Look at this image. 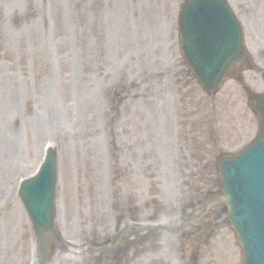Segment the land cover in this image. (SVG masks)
Masks as SVG:
<instances>
[{
    "label": "rangeland",
    "instance_id": "rangeland-1",
    "mask_svg": "<svg viewBox=\"0 0 264 264\" xmlns=\"http://www.w3.org/2000/svg\"><path fill=\"white\" fill-rule=\"evenodd\" d=\"M228 1L241 11L247 26L246 39L250 49L259 47L264 43V0H258L257 3H254V0ZM163 2L167 4L163 6ZM177 2L179 0H60L57 11L67 12L61 22L63 29L56 38L55 46L51 47L54 56H48L50 51L47 48L27 46L26 40L23 39V32L31 27L32 21L40 29L45 24L42 0H39L40 16L31 13L21 18L20 12L24 11H17L18 17L12 18V11H0L3 12V17L8 19V23L3 24L0 29L6 46L4 54L0 46V209L3 210L0 219L6 218V224L9 221L8 216L12 213L14 216L18 208L20 209L13 194L16 181L23 173L30 174L34 171L35 159L32 160V151L35 153L42 143L39 140L34 141V134L29 131V127L34 129L31 120L35 114H39V107L41 108L39 97L36 108L33 104L36 83L42 91L55 80L58 84L56 90L60 88L61 93L59 97L49 100L50 111L56 117L59 127L66 131L73 129V125H79L80 129L76 134H71L65 141H59V152L63 157L66 188L70 183V200L73 203L74 198V204L86 219L89 230H92L90 227L96 228L97 231L104 229L105 220L101 223L96 219L99 214L106 216V208L104 202L98 204V201L107 198V209L114 213L127 209L125 206L120 208L122 203L116 200L110 176L107 182L100 184L102 175L94 174L90 178L86 171L90 168L97 171L98 163L107 154V150L114 157L111 143L115 142L116 137L109 143L110 131L119 125L120 129L127 126L126 120L130 115L133 119L137 159L132 188L137 206L132 204V207H135L131 211L133 214H158L160 211L157 209L160 206L165 207L166 201L170 200L168 204L176 215L184 216L182 214H185L195 201L200 200L195 193V185L197 182H204V186H209L211 181L203 177L205 173H214V170L213 166L205 171L197 170L196 173L187 174L186 170H183L182 158L186 157L187 161L192 162V157L187 153L197 156V150L192 147L194 138L212 144L208 131L219 129V143L232 145H224L215 150V153L224 149L235 151L245 143V134H248V123L244 119V111L247 112L245 99L242 101L240 98L235 106L227 111L230 114L226 113L224 117L220 116V106L215 115L211 114L205 101L202 102V107L199 100L202 95L198 89L196 91V85H189V80L185 77L186 89L194 90L192 97L185 93L182 105L175 97L172 76L178 70L176 65L179 66L181 62L174 32ZM12 7L13 5L9 8L14 9ZM1 23L0 20V25ZM53 24L54 27L57 26L55 20ZM134 32L137 35V43ZM163 50L167 52L168 57ZM130 57L134 72L119 74V70H116L117 63L121 62L125 70ZM256 64L263 67L264 58L260 57L258 61L256 59ZM120 87L123 96L119 93ZM176 93L178 96L179 92ZM191 98L193 102L188 107L186 101ZM208 113L211 117L208 115L206 119L213 121H208L209 124L204 127L205 119L202 115ZM219 117L226 120L231 118L228 122L230 127L225 128L223 121L218 120ZM27 124L29 127L23 142L24 126L27 127ZM238 127L239 139L235 133ZM251 129L253 125H249V130ZM114 132L118 134L116 130ZM237 140L241 142L236 143ZM236 146L238 147L235 148ZM29 150L31 155L27 154ZM98 155H101L100 160ZM215 157V154L212 157L210 155L206 163L214 165ZM110 169L113 177L115 167L111 165ZM198 173L196 180L195 174ZM124 177L123 171L120 170L115 186L120 192H129V187L123 182ZM118 182L120 186L116 185ZM73 183L81 188L78 203H75L76 185L73 191ZM202 189L205 193V188ZM6 195L10 196L9 200ZM112 201L114 207L111 205ZM81 202L85 204V208ZM127 212L131 216V212ZM11 225L9 221V226ZM22 227L24 231V225ZM219 232H224V239L230 244L229 238L232 234L225 225L188 241V238L183 237L185 233L182 231L180 235L170 234L174 239L172 253H162V250L156 249V240L142 241L136 247L127 248L126 254L124 253L126 260L122 257L113 261L114 263H109L190 264L189 260L194 251L197 257L194 264H230L226 258L222 260V257L218 256L206 257L210 241ZM19 238L23 256L27 239L24 233ZM159 243L161 244L160 241ZM197 244L202 247L201 255L195 251ZM153 247L155 249L152 250ZM134 248L137 251L134 257H130L128 254ZM58 252H61L60 247L55 254ZM104 253L113 255L111 251H103L102 255ZM172 255L174 262H170ZM2 259H6L5 256ZM5 264L10 263L6 261Z\"/></svg>",
    "mask_w": 264,
    "mask_h": 264
},
{
    "label": "bare ground",
    "instance_id": "bare-ground-1",
    "mask_svg": "<svg viewBox=\"0 0 264 264\" xmlns=\"http://www.w3.org/2000/svg\"><path fill=\"white\" fill-rule=\"evenodd\" d=\"M45 115H47V112L45 113ZM58 130H59L58 128L55 129V131L58 132L59 137H63L62 133ZM38 132H39V135L46 133L45 129H41V130L39 129ZM27 152H28L27 154L31 155L30 150ZM99 169H100V165H99ZM69 182H70V178H69ZM68 189L69 187H67V190ZM68 194L70 195V192H68ZM66 204H67V208H70L71 205L69 203H66ZM18 217L19 219L12 224L13 226L21 224V215L16 213L14 216H11L10 218L11 221L16 220ZM71 219H72V215H68L67 216L68 223H64V224H62V220L60 219V225L65 230H71L75 226L74 223H71L72 221ZM4 227L5 226H0V253L6 254L11 264H20L21 262H24V259H25L24 258L25 252H24V255L22 256V251H21L22 245H20L21 243L20 244L18 243L19 241H17L16 235H13L12 233L13 227L12 226L9 227V233H7L8 231ZM82 231H83V228H82ZM9 245L11 246L10 248H9ZM12 251L15 252L16 254L12 253ZM69 253L70 254L66 256H64V254H58L57 256H54L52 264H90L84 261L85 258L83 255L77 254L76 252H73L71 250H69Z\"/></svg>",
    "mask_w": 264,
    "mask_h": 264
},
{
    "label": "water",
    "instance_id": "water-1",
    "mask_svg": "<svg viewBox=\"0 0 264 264\" xmlns=\"http://www.w3.org/2000/svg\"><path fill=\"white\" fill-rule=\"evenodd\" d=\"M204 19H205L204 17H199L196 20H194L192 24H195V26H198L201 23H204L205 22ZM194 30H195V27L191 31L194 32ZM256 146H260V145H256ZM235 166H233V167H235ZM239 177H240V175H238V174H235L234 175L233 181H234V183L236 185L238 184ZM246 200H249V205L248 206L257 211V215L256 216L260 218L259 219L260 220V224H261L260 226H262L264 224V201L262 199L256 197V196H254V195L248 196L246 198ZM233 213H235V216H233L234 219H235V221L238 222V224L240 223L241 224V227H246V228L250 229L253 233L259 235V232L258 233L255 232V230L253 229V227H250L246 223H244V225L242 224V218L238 216L239 213H240V210H237L236 212L233 211ZM235 221H233V222L236 225V222Z\"/></svg>",
    "mask_w": 264,
    "mask_h": 264
}]
</instances>
